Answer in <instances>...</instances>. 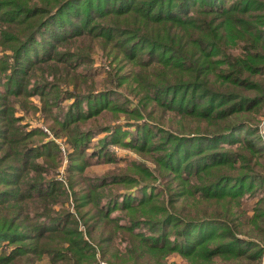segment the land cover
Segmentation results:
<instances>
[{
  "label": "trees",
  "instance_id": "16d2710c",
  "mask_svg": "<svg viewBox=\"0 0 264 264\" xmlns=\"http://www.w3.org/2000/svg\"><path fill=\"white\" fill-rule=\"evenodd\" d=\"M263 113L264 0H0V264H263Z\"/></svg>",
  "mask_w": 264,
  "mask_h": 264
},
{
  "label": "rangeland",
  "instance_id": "374dc122",
  "mask_svg": "<svg viewBox=\"0 0 264 264\" xmlns=\"http://www.w3.org/2000/svg\"><path fill=\"white\" fill-rule=\"evenodd\" d=\"M94 65L92 67V70L93 72L99 74L101 77H104V75L106 74V70L104 69H101V66H102V62L104 61V58L102 57V51L101 49L97 46L95 51H94ZM103 86L102 83H97V89H101ZM125 92V90L123 88H120L118 89V92ZM128 94V93H127ZM113 101L115 104L119 103V100L120 98L118 96H114L112 97ZM37 104H39L37 101V97H33L32 98ZM129 99L132 100V97L129 96ZM72 101L69 100V101H66L65 104H68V103H71ZM21 113H17L16 115H20ZM40 114L39 113H35L34 114H30L28 115L23 121L26 122L29 127L31 126L32 128L34 127H39L41 128L44 132H46V136L47 138L44 139L45 141H48V140H53L55 141L59 147H60V151H61V154H62V163H61V166L59 167V170H58V176L57 178L58 179H61L63 177H66V173H67V165H68V154L71 152V148L69 147L68 145V142L66 141L65 142V138H55L51 132L47 131L46 128H44V123L42 122V119L41 117H39ZM126 119L122 118V119H119V120H114L113 123L112 121L110 122V124L112 123V125H122L123 127L120 128L121 131H126V130H133L134 128L133 127H129V126H125V121ZM264 123V113L262 114V116L258 119L256 125H258V135H260V138L262 139V144L264 145V131L260 132V126ZM119 131L117 133L116 136H120V139L123 138L124 136V133ZM105 135L104 134H100L98 136H96L92 142L90 143V148L87 150L88 153H92L93 151H91L92 149L94 150L93 148V145H97V143L99 142L100 139L103 138V136ZM244 135H242L243 137ZM237 138H239V136L237 135ZM125 140H129V137H124ZM108 151H110L113 156L117 159V162L116 163H97L98 160L97 159H93L91 160V165L89 167L86 168L85 170V173L88 175V176H92V177H96V176H102L104 174H106L107 172H110V171H113L115 169H118L122 166H125L129 163H131L132 161L133 162H138V161H145L148 166H152L151 168H153L154 170V173H155V176H159L158 175V172H157V169H156V166L152 165L150 163L149 160H147V158H140L138 154H136L133 150L129 149V148H126V147H123L121 146L120 144H116V143H112V144H109L108 145ZM161 174V173H159ZM158 182V179L156 180H152L151 182ZM126 188H121L120 190V194L121 195H132V199L133 200H138V199H141L143 196H147L149 193L152 192V189H147L145 191H142L143 189V186H141V189L139 190V187L138 188H133V189H130V190H125ZM254 200V199H253ZM251 199V201H249V203L247 204L248 206L246 207L248 210H249V213L251 214L252 212H250V209H251V206L253 204V201ZM119 204L123 202V198L122 199H119L118 200ZM72 204V203H71ZM70 204V210L73 212L74 209L72 208V205ZM114 214L115 215H120L121 213L119 211H114ZM82 228V227H81ZM80 228V230H81ZM142 227H138V230H141ZM116 247V246H115ZM116 248L120 249V250H123V245H119L117 246ZM114 249V247L112 248ZM263 255V264H264V251L262 253ZM98 259H99V263L100 264H107L105 261H101L99 256H98ZM168 263H171V262H174L176 264H185L184 260L182 258H179L178 256L176 257L175 255L174 256H171L169 257L168 259Z\"/></svg>",
  "mask_w": 264,
  "mask_h": 264
},
{
  "label": "built area",
  "instance_id": "2783aa9c",
  "mask_svg": "<svg viewBox=\"0 0 264 264\" xmlns=\"http://www.w3.org/2000/svg\"><path fill=\"white\" fill-rule=\"evenodd\" d=\"M262 131H264V123L260 126V132H262Z\"/></svg>",
  "mask_w": 264,
  "mask_h": 264
}]
</instances>
